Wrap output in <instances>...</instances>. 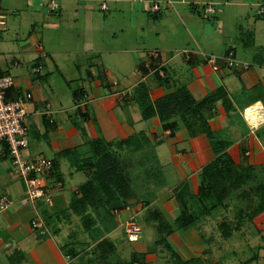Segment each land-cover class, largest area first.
<instances>
[{
    "label": "crops",
    "instance_id": "obj_1",
    "mask_svg": "<svg viewBox=\"0 0 264 264\" xmlns=\"http://www.w3.org/2000/svg\"><path fill=\"white\" fill-rule=\"evenodd\" d=\"M193 1L175 2L173 8L163 4L152 13L150 0H57L55 10L49 0H0V73L14 77L11 98L33 92L24 158L42 155L56 162L46 196L24 202L26 185L12 167L8 146L0 142V197L12 201L0 212V264H104L92 251L102 237L116 246L107 259L112 264L133 256L141 264L196 258L211 263L213 256H221L220 237L226 238H214L210 227L199 225L222 213L225 218L230 211L231 218L240 217L236 202L190 227L176 224L180 200L195 202L201 172L217 156L211 141L205 133L192 135L179 115L169 124L158 114L145 118L137 87L145 84L153 104L182 87L197 101L219 93L204 111L215 139L228 142L234 162L253 168L257 180L264 181V0ZM210 1L216 13L205 17L203 7ZM104 2L108 9H102ZM199 51L215 56V63ZM229 52L251 67H229L224 60ZM34 67L40 69L35 72ZM74 92L80 96L74 98ZM47 104L54 110L53 123L43 114ZM135 135L146 136L149 143L134 150L113 148L124 161H140L135 167L140 192L142 185L155 188L149 189L150 197L149 187L143 197L135 192L117 214L103 213L102 221L88 229L82 217L95 214V208L81 207L86 211L79 214L75 199L82 196L81 186L90 175L77 164L91 151V140L115 142ZM149 149L153 156L147 162ZM133 215L143 228L137 242L126 239L122 225ZM160 216L174 228L163 237ZM35 219L44 224L33 227ZM221 224L213 228L220 232ZM66 226L71 230L60 241ZM248 227L255 235L264 233V212L235 231ZM75 230L79 239L73 237ZM88 236L94 239L91 243Z\"/></svg>",
    "mask_w": 264,
    "mask_h": 264
},
{
    "label": "trees",
    "instance_id": "obj_2",
    "mask_svg": "<svg viewBox=\"0 0 264 264\" xmlns=\"http://www.w3.org/2000/svg\"><path fill=\"white\" fill-rule=\"evenodd\" d=\"M137 90V100L142 107L145 118L158 114L162 121L168 123L170 118L179 115L187 124L188 130L192 135L205 133L209 137L212 147L217 154L201 172L199 190L195 198L196 203H192V200L190 202L185 199L180 200L181 212L177 218V226L182 228L190 227L202 219L201 217L211 215L215 209L230 205L231 202L227 204V201L229 199L233 201L234 199L232 200L231 198H234V196L238 200L242 215L236 218V226L231 225L229 220L224 219L221 221L220 232H224L222 235L224 238H230L232 234L241 229L242 225L250 223L255 217L264 212V181L257 180L258 177L255 175L253 168L240 167L234 162L226 150L228 142L215 139L208 121L205 118V109L211 105L219 93L197 101L186 87H182L172 94L157 100L153 104L145 84L140 83ZM73 96L74 98H78L80 93L74 92ZM7 98H10L9 93ZM148 143L149 141L144 135H135L131 138L115 142H106L102 138L91 140V151L85 154L82 162L79 161L77 164L80 167H78L79 169L87 171L90 176L81 186L80 192L82 196L75 199V211L80 212L79 214L85 213L86 211L81 207L92 205L95 208V214L97 215L95 216V220L93 218L94 216H88L89 218L83 221L88 229L92 225H95V221L97 223V219L102 221L103 213L115 211V214H117L126 206L128 199L135 197V192L140 193V197H143L145 194L143 193L144 189L147 192L148 187V190L155 188L148 184L147 186L142 185L140 192L139 187L141 186L138 185L140 176L136 174L139 171L135 168L138 167L140 161L135 158L129 162L124 161L113 148L115 146L118 149L123 146H131L134 150V147L135 149H139L142 145H147ZM71 152L69 150L65 153ZM146 156L147 162L152 160L153 153H151L150 149L146 153ZM55 163V160H53V172H56ZM151 172L147 170L149 177L153 174ZM152 182L154 181L151 180L150 183ZM156 186L158 187L157 184ZM150 190L147 192L149 193V197L151 196ZM191 204L197 208L193 209L194 206H191ZM159 218V235L163 237V235H168L172 232L174 228L163 217L160 216ZM111 224L113 226L116 223ZM115 248L114 242L108 238H103L96 243L92 251L96 254L95 257L102 263L112 264L107 259L115 252ZM258 256L259 252L250 259L241 262V264H249L258 258ZM213 259L216 258L214 257ZM136 262L141 264L142 260L133 256L132 259H122L115 264H135ZM172 264H204V261L196 258L194 260H182L179 263ZM209 264L215 263L211 262Z\"/></svg>",
    "mask_w": 264,
    "mask_h": 264
},
{
    "label": "built area",
    "instance_id": "obj_3",
    "mask_svg": "<svg viewBox=\"0 0 264 264\" xmlns=\"http://www.w3.org/2000/svg\"><path fill=\"white\" fill-rule=\"evenodd\" d=\"M144 1V0H140ZM175 2L194 4L193 0H150L151 12L157 13L161 11L163 4L173 8ZM57 0H49V6L53 10L58 9ZM102 9H108L107 4H102ZM216 13L214 2H206L203 7V15L208 17ZM159 51L156 50L155 55L158 56ZM186 57L189 58L188 51L185 50ZM200 54L209 63H215V56L208 55L203 51ZM224 60L229 67L248 69L251 67L249 62L238 61L229 52L224 56ZM40 68L34 67L33 71L37 72ZM161 75L165 76V72L160 70ZM15 80L12 75L0 74V142H4L12 156V167L26 185L24 202H32L36 199L44 198L47 194L48 177L53 169V160L51 158L39 155L32 160L24 158V150L29 145V126H28V105L33 100V92L25 91L14 97L7 98L9 90L15 86ZM79 106H83L85 102H78ZM246 109V108H245ZM50 123L54 122V110L50 104H47L43 111ZM252 126V125H251ZM12 201L6 197H0V212L11 206ZM40 219L32 221L35 228L43 225ZM124 234L128 241L136 242L142 238L143 228L141 224L131 216L122 221Z\"/></svg>",
    "mask_w": 264,
    "mask_h": 264
},
{
    "label": "rangeland",
    "instance_id": "obj_4",
    "mask_svg": "<svg viewBox=\"0 0 264 264\" xmlns=\"http://www.w3.org/2000/svg\"><path fill=\"white\" fill-rule=\"evenodd\" d=\"M95 10H97L96 6H95ZM111 11L113 12V9H111ZM99 14H102V13H99ZM118 33H119V31H118ZM117 153H119V157L121 159H123L122 153L121 152H117ZM149 180H151V179H149ZM139 188H141V187H139ZM231 199H234L233 201H231V204H235L234 202H236L238 204V200H236L235 196H234V198L232 197ZM189 202H190V200H189ZM195 203H196V200H195ZM191 206H194V205L191 204ZM190 208L192 209V207H190ZM196 208L197 207L194 206L193 209H196ZM237 208L240 209V207H237ZM216 211H218V210H216ZM230 212L231 213H229V215L225 216V218H223V213H222V215H220V216H214L213 219H209V222H210L209 224H207V225H199V226L201 228H203V227L207 228V226L210 227V229L214 230V232L211 230L208 233L214 235L215 236L214 238H218V237L222 236L224 234V232L221 233V232L218 231V229L213 228V227H215V225L217 223H219L222 220L226 219V220H229V223L232 225L233 222L236 221V218H231L232 217V215H231L232 211H230ZM114 213H115V211H114ZM93 215H95V214L92 211H90V212H88L87 215H84L82 217V219L84 221L87 218H89L88 216H93ZM217 221H219V222H217ZM246 224H249V223H246ZM246 224H244V225H246ZM74 225H75V223H74ZM80 226H81V224H80ZM65 229H66V231L62 230V233L60 235V241H63L64 240V236L67 233H69V231L71 230L69 226H66ZM75 229L77 230L78 228H75ZM80 229H81V227H80ZM81 233H84V232H81ZM99 233L100 232H98L96 234H91V236L94 238L97 235H99ZM103 235H105V234H103ZM79 236H81V234H79L78 232L77 233H73V237L75 239H77V238L79 239ZM93 238H92V241L94 240ZM220 238H221V240H223V241L220 242V244H222V242H223V244H222L223 247H221L223 253L221 254L220 257H217L216 255L213 256V258L214 257L216 258V259H212V262L215 263V264H241V262H243V261H245L247 259H250L254 255H257L258 252H259V254H264V233H261V234L259 233V234L255 235L254 233L251 232L249 227L246 228L245 230H243V232H240V233L236 232V233L232 234V236L230 238L229 237L226 238V239H223L222 237H220ZM88 239H89V236L86 238V241L88 243H91L92 242L91 239H89V240ZM101 239H99V241ZM94 245H96V243ZM260 245L263 248H261ZM220 251L221 250H219V249L218 250L215 249V252L217 254H219ZM119 253L122 254L121 251H119ZM111 257H113V255ZM258 258H256L254 261L250 262L249 264H264V255H263V257L261 259L260 258L258 259ZM114 259L116 260V257ZM204 264H209V263L205 262Z\"/></svg>",
    "mask_w": 264,
    "mask_h": 264
}]
</instances>
